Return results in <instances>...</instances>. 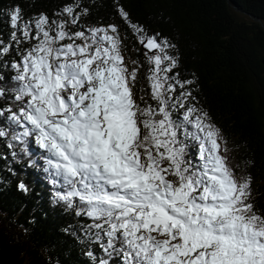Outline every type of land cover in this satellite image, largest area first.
<instances>
[{"label":"snow or ice","instance_id":"1","mask_svg":"<svg viewBox=\"0 0 264 264\" xmlns=\"http://www.w3.org/2000/svg\"><path fill=\"white\" fill-rule=\"evenodd\" d=\"M116 12L151 53L155 106L137 102L139 67L125 63L119 25L71 31L89 14L78 0L60 20H25L15 6L10 42L0 39V138L26 154L30 139L43 150L55 200L92 221L83 230L103 251L86 253L92 264H264V211L251 201V177L229 164L192 92L176 95L195 81L169 75L175 45L149 36L119 0Z\"/></svg>","mask_w":264,"mask_h":264},{"label":"trees","instance_id":"2","mask_svg":"<svg viewBox=\"0 0 264 264\" xmlns=\"http://www.w3.org/2000/svg\"><path fill=\"white\" fill-rule=\"evenodd\" d=\"M75 2L0 0V39L10 42L13 29L9 14L15 6L22 9L25 20L41 13L60 20L66 17L56 14ZM78 2L89 9V14L82 16L80 24L71 31L119 25L125 63L130 70L139 67L138 82L133 89L137 102L155 106L148 86L150 66L145 55L151 53L117 14L116 0ZM119 3L132 22L141 25L149 36L158 33L159 39L166 38L175 45L168 49V54L176 57L179 64L169 75L180 81H195L185 89L177 85L176 95L184 90L192 92L195 99L189 102L206 112L210 122L220 130L221 146L227 148L229 164L238 176L251 177V201L264 211V0H119ZM0 105L7 106L4 101ZM174 115L179 117L180 113ZM9 140L10 137L0 138V264H92L86 255L88 251L103 256L99 245L91 243L83 230L92 221L87 216L75 215V208L57 202L54 197L57 189L41 176L40 163L45 168L43 150L30 139L26 154L23 145L9 148ZM192 151L194 142L189 147L191 158ZM21 181L28 186L27 193L18 190Z\"/></svg>","mask_w":264,"mask_h":264},{"label":"rangeland","instance_id":"3","mask_svg":"<svg viewBox=\"0 0 264 264\" xmlns=\"http://www.w3.org/2000/svg\"><path fill=\"white\" fill-rule=\"evenodd\" d=\"M197 152H198V151H197ZM196 155H197V153H195V154H194V153H192V156H193V157H194V156H196Z\"/></svg>","mask_w":264,"mask_h":264}]
</instances>
